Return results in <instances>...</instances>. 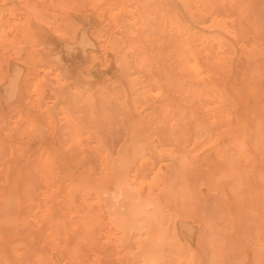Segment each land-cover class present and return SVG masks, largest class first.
<instances>
[{"label": "bare ground", "instance_id": "1", "mask_svg": "<svg viewBox=\"0 0 264 264\" xmlns=\"http://www.w3.org/2000/svg\"><path fill=\"white\" fill-rule=\"evenodd\" d=\"M107 1L110 2L112 0H110V1L107 0ZM122 1L119 0V1H117V3H122ZM257 1H259V0H170V3L172 5V10H168L167 11V10H163L161 8L159 10V14H158V19H159V22H160V24H159L160 27L159 28H160V31L168 34L169 42L167 44L165 43V45L163 46L164 49H160V50H163L162 51L163 53L162 54L160 53V54L163 55L164 58H169L171 60L170 65H169L170 70L167 72V69H166V71H165V69L162 68L161 67L162 65H161L160 67L162 69H160L158 72L155 71L156 73H158L157 77L149 76L148 77V82H147V90H146L145 94H147V96H151V94L154 92V93H156V95L162 96V99H161L160 102H161V104L164 103V106H168V104H169V99H168V96H167L169 92H174V93L178 94V96H175L177 100L175 99L176 103L175 102L174 103H175V107L178 109V111H179V113L181 114V117H182V118H180V120H181L180 123L184 126L183 127L181 125V127H179V128H184L183 130L185 131V134L182 132L184 134V137L181 138L180 141L177 142V143H179L178 147L176 149L172 150L174 148V144H173V148L172 149L168 150L166 148V150H161V149H158L156 145H154L152 140H149L150 135H152V130L155 129L154 114L151 113L148 116L146 115L147 116L146 118H144V119H142L140 121H135L134 122V125L130 128L131 129V131H130V133H131V141H130V143H128L129 144L128 147L119 156H117L116 159L110 158L112 156V154H111L112 152L109 153L107 151V153H109V157L107 156L108 155L107 154L105 157L102 158V160H101V168L98 169V164L96 163L97 164L96 165L95 163H92L94 161H92L93 158H90V157H92L91 154H90V156H88V155L84 156L86 158V160H87L86 164H88V162H89V160L87 159V157H88L91 160L90 161L91 163L90 162L89 163L90 164H94V166L97 167L96 171L100 170V174H99V171H98V177H96V178L92 177L91 179H89V175L88 174H91V173L86 174L87 173L86 172V173L82 174V173H80V171H81L80 169H79L80 171L79 170H73V169H76L79 165L75 164V166H74V163H73V166H74L73 167L72 163H71V160H75L73 158H75L76 157L75 155H77L78 153L74 155V154H72V153H74L72 151V153H71L72 154L71 155L72 158L71 159H70V155H68L70 161H69L68 157L67 158L65 157L63 159L62 158L59 159L58 157L59 156L62 157L63 154L59 155L57 153L59 155L57 157V154L52 152L53 149H51L50 152L47 151V153L45 152L43 155H39L38 165H39L40 172H41L40 174L43 177V179H41V180H44V184H43L44 186H42V185H41L42 187L40 186V182L41 181L38 178H36V179L39 180V181L37 180V182H39L38 184L36 182V179H34V176L36 177V175H37V174L34 175L36 170L31 173V171H33V169L30 170V171L28 169H26L32 174V176L30 175V173L27 174L28 176H26V174H25L27 172L24 173L25 178L26 177L29 178L31 176L29 178V180H28L29 183H26L27 185L31 184V183H33L31 185H34V183L36 182L35 184L37 186L34 185L36 189L35 188H33V189L37 191V188L38 189L42 188V190L40 189L41 192L39 193V196L37 198V199H39V202L37 204L33 205L34 203H32V201L28 200V199L24 203V204H26L27 209H29V210H31V208H32V210L34 208L36 209L35 211H33L31 216L32 217H37V219L33 220L34 218L32 219V218L29 217L30 216V211L27 213V215L25 217L24 216L21 217V214L23 213L22 212L23 210L21 211V208L26 211V207L23 208L22 205H21V208H20L19 207L20 201L18 200V198L16 199L14 196H12V194H8L7 195L8 188L10 186H12V185H15L14 183H16V181L14 180V183L12 182L13 184L10 185L11 184L10 183L11 180L9 179L10 180L9 181V185L8 184H4V186L6 185V187H8V186L9 187L7 188V191H6V187H5L4 191L2 190L3 192H5V191L6 192H5V194L2 192L4 194V197L2 199V202H0L1 203V205H0L1 206L0 207V223L2 224V226L6 227V228L4 227L5 229L8 230V231H5V232H10V234L7 233V235L8 236L9 235L13 236V234L11 235V231L13 230L12 227H16L17 225L20 226L21 224L31 223L33 225V227H37V225L39 223H42L41 225L45 226V230H44L45 232L44 231L43 232L45 233V237L49 239L50 246L52 247V250H56L57 252L59 250L61 253L70 252L71 253V257L69 258V260H70L71 264H100L99 258L97 256H94V258L91 257L92 255L90 254V251H92V252L95 251L96 254L97 253H101L102 255L106 254V252L104 253V252L100 251V249H102L106 245L105 244L106 240H102V239L100 240L98 238V242L100 240L101 242L103 241V243L105 244V245L102 244L103 245L102 248L99 246L100 249L98 248V246L96 244H93V242L97 241L96 237H97L98 228H99L98 226H101V223H103V220H105V222H104L105 224L104 225H106L108 227V231L112 230L113 234H117L118 233V235L120 237V240L116 236L115 237L117 238V240L120 241V242L117 241L119 245H120V243L121 244L125 243V244L128 245L129 242H130L129 244L132 245V242H131L132 240L129 241V242H126L127 241L126 239L127 238L129 239V235L133 236L132 238L134 239V246L136 248V253L133 252L134 254L132 256H134V257L131 260L133 264H196L197 261L194 258L195 257L194 253L191 252L190 249L186 248L183 244H181L179 242V240L177 239L178 238V234H177V228H176L177 223L178 224H183V221L181 220L182 219L181 217L184 218L185 215L188 216L189 214H191L193 216L194 212L193 211L191 212L192 208L190 206H188V203H187V206H188L187 207L186 203H185V208H189L190 207V209H191V210L189 209L190 213H188V212L186 213L184 211L186 214H184V213L182 214L181 213L182 211H180V210H177V211H174V212H170L168 209H166V205L164 204V202H163V204H162V202L160 203V201L158 200L157 196H160V194H163L162 198H164V201H166L167 197L169 196V194L171 192L172 184L175 183V181H176V183L178 182V184H176V185L177 186L179 185V187H180L181 198L183 199L182 201L185 202V201L190 200L193 197V195H194V193H193L194 191L193 190H194V186H195V184L192 182V179L195 177V174L197 172H199V170H201L202 167L205 165L206 157L209 155L210 157L209 156L208 157L211 160L213 159L212 156L215 157V160L216 159L222 160V159H225L226 157L230 156V157H233V159H236L237 161H240L241 163L243 162L245 164L246 168L243 167L242 169L245 168L246 172L245 171L242 172L241 170H240V172H242V174L245 172V174L247 175V178H249V180H250L251 176H253V173L257 170L258 171L257 172V176L261 180V182L260 181H258V182H260L261 185L258 183L260 186H254L255 184H253V182L251 180H250L251 182L247 183L248 180L243 178L245 174L242 175L243 182H241V183L243 184V183L246 182L247 184H245V185L247 187L248 186L251 187V188L248 187L249 191L247 192V194L249 193V195H250V198H249L250 201L249 202L251 203V204H249L250 205L249 206V212L251 213V216H249V215L248 216H249V218L250 217L252 218L254 216L255 220H253V218H252L251 221H253L255 223H254V225H252L253 222H251L250 220L247 219V215L244 214V215L240 216L241 212L239 214V211L237 209H235V208L233 209L231 207L232 205L230 206L231 208L229 207V205L228 206L226 205L228 208H230V211L226 212V210H222V211L226 212V214H225V216H223V218H226L224 220H226V222L228 223V224L226 223V225L229 226V230H227V231H229V233H227V235H225V236H227V237L229 236L228 239H232L233 237H236L238 235L237 233L240 230L239 227H241V228L244 227V225H242L243 227L240 226L241 222L239 223V219H240V217L243 218V216L244 217L246 216L245 218H243V221L245 219H247V222L250 221L249 224L250 223H252V224H250L251 225L250 229H249L250 226L247 225L249 227L247 228V226H246L243 230H244V232H245L246 228L251 230V234H253V237H254V239H251L253 241V243H251V244H253L252 245V249H253L252 250V252H253L252 256L254 258L251 257V259L252 258L255 259L254 260L256 262V263L254 262L255 264H262L260 262L261 261L263 262L262 259H264L263 258L264 257V196H263L264 195V191L261 190V186H262V189L264 188V84H263L264 79L262 80V78L264 77V71H263L264 70V67H263L264 63H261V59L260 58H262V60L264 62V44L263 45H259L260 44L259 42L261 41L260 39H262V37H264V21H263V19L261 17V12L259 11V9H260L259 5H262L263 2H261L262 4H259V2H257ZM34 2H36V0ZM77 3H78V1H77ZM106 4H107V2H106ZM101 5H102V3H101ZM257 7L259 9H257ZM122 9H124V8H122ZM40 11H42V8H41ZM87 11H88V9H87ZM24 12H26V11H24ZM40 13H42V12H40ZM68 14H69V12H68ZM31 16H33V15H31ZM69 16H71V15H69ZM0 19H1V17H0ZM104 19H105V17H104ZM118 22H120V18H119ZM118 22H117V24H118ZM112 24H111V26H113ZM111 26H110V29L112 30L113 27H111ZM126 28L127 27H125V29ZM132 28L134 29V27H132ZM250 30H251V32L249 33ZM123 31H126V30H123ZM2 32H3V30H2ZM3 33H5V32H3ZM124 33L125 32H123V34ZM137 33H139V32H137ZM250 34L251 35L253 34L256 37L255 40H260V41H258L259 44L252 42V37H248V36H250ZM247 37H248V39H247ZM258 37H261V38L257 39ZM80 38H82V37L80 36ZM57 39H59V38H56V40ZM115 40H116V38H115ZM67 41L68 40H66V42ZM79 41H81V40H79ZM82 41H84V40H82ZM136 41H138V40H136ZM263 41L264 40H262V42ZM66 42H65V44L63 43L64 46L66 45ZM143 42H144V40H143ZM249 42H252V43H249ZM86 43L84 42V44H86ZM76 44H77V42H76ZM76 44H73V45L77 46ZM79 45L81 47H85V46L81 45V42H79ZM43 46H44V44H43ZM70 46L71 45H68V44L66 45V47H69V49H71ZM80 46H79V48H81ZM138 46L140 47V45H138ZM48 47H49V45H48ZM48 47L46 48L47 50H45L46 53H47V56L46 55L45 56H46V58L50 59V54L51 53L50 52H49L50 54L48 53V51L50 50ZM66 47H65V49H66ZM87 47H88V43H87ZM91 47H92V45H91ZM93 47H95V46H93ZM81 49H83V48H81ZM51 50H53V49L51 48ZM68 50H67V53H68ZM71 50L69 51V53L71 52ZM84 50H85V48H84ZM147 50H148V48H147ZM58 52H59V50H58ZM65 53H66V51H65ZM57 55H59V54L57 53L55 55L56 57L51 58V60L55 59V61L54 60L53 61L54 62H58L59 61V57H60L61 54L58 56V59H57ZM67 55H69V54H67ZM83 55H84V53H83ZM68 58H70V57H68ZM257 58L260 59V64H261V67H263V70L261 68H257L256 69V66H254L256 70L254 72V76H253V74H252V76L255 79L254 80L255 82L254 81L253 82H248L249 81L248 79H251V77L248 78L250 76V74L247 72L249 75H246V72L244 70L245 75H246V79L244 78L245 80L243 79L242 80L243 82L242 81L238 82V79L241 78V77H239L240 74L237 72L238 77H239V78L237 77V74L235 75V77H237L236 78L237 82H238L237 83L236 79L233 78L234 70L239 67V64L241 63V60L245 59V61L246 60H254V61H256ZM10 60H7V61H10ZM45 60H47V59H45ZM157 60H158V57H157ZM244 63L246 64L247 62H244ZM60 64L61 63H59V65ZM63 64H64V62H63ZM241 64H243V62ZM241 64H240V66H241ZM245 64H243V65H245ZM248 64L252 66V64H250V61H249ZM59 65H58V67H59ZM64 65H63V67H64ZM17 66H15L16 69H17ZM116 66H117V64H116ZM63 67H62V69L65 68V67L64 68ZM247 67H249V66H247ZM59 68H61V67H59ZM62 69H60V70H62ZM163 69H164V71H163ZM238 69H240V68H238ZM49 70H51V69H49ZM66 70H68V69H66ZM152 70L154 72L153 68H152ZM251 70L252 69H250L249 72H251ZM97 71L99 72V70H97ZM136 72H138V70ZM143 72H146V71L143 70ZM153 72H151V73H153ZM101 73H103V71ZM104 73H105V71H104ZM145 74H149V73L146 72ZM84 75H86V74H84ZM97 75H99V74H97ZM116 75H117V73H116ZM242 75H243V73H242ZM17 76H18V74H17ZM92 76H94V74ZM144 76L147 77V75H144ZM221 77L223 79H220L221 80L220 83L217 84L216 83L217 82L216 79H218V81H219V78H221ZM14 78H12V79H14ZM7 79H8V77H7ZM87 79H89V78L87 77ZM252 79H251V81H252ZM14 80H16V78ZM36 80H35V82H32V81L31 82L34 84V83H36ZM96 80H98V79L96 78ZM77 82H78V80H77ZM126 82H127V79H126ZM261 83L263 84V86H262ZM34 85H36V84H34ZM34 85L31 86L32 89H33ZM129 85H130V82H129ZM6 86H7V84H6ZM10 86H8V87H10ZM124 86H126V85H124ZM66 87L67 86L65 85L64 88H66ZM16 88H18V86ZM53 88H55V87H53ZM127 88H128V86H127ZM56 89H58V88H56ZM30 90H31V88H30ZM6 93H7V91H6ZM98 93H101V91L98 92ZM120 94L125 95L123 93H120ZM7 95H8V93H7ZM147 96L143 95L145 100H146ZM47 97H48V95H47ZM127 97H130V96H127ZM2 99H3V97H2ZM32 99L36 100L37 97H36V99L35 98H32ZM137 99H139V98H137ZM147 99H150V98H147ZM141 101H143V100H141ZM16 102H17V100H16ZM115 102L117 103V101H115ZM153 102H156V101H153ZM99 103L101 104V101ZM99 103H98V105H99ZM157 103H159V102H157ZM96 106H97V104H96ZM102 106L104 107V104ZM113 107H114V105H113ZM115 107H117V106H115ZM147 107H148V105H147ZM149 107H150V105H149ZM149 107L147 109H149ZM99 108H98V110H99ZM101 109L99 111L100 113L102 112ZM116 109H114V110L116 111ZM11 110H12V108H11ZM131 110L132 111L135 110V105L134 104L131 105ZM163 110L166 112V115H167V112H168V115L170 114L169 111L165 110V108ZM115 111H113V112H115ZM2 112H4V114H5V111H2ZM111 112H112V110H111ZM120 112H121V108H120V111L118 112V114ZM123 113H124V111H123ZM126 113H125V116L127 115ZM4 114H3V116H1V118L5 117ZM45 114H47V113H45ZM56 114H58V113H56ZM108 114L111 115V113H108ZM14 116L12 118H14ZM40 116H42V115H40ZM87 116H88V114H87ZM97 116H99V113L97 114ZM103 116L104 115L102 113V117ZM117 116L118 115H116V117ZM122 116H124V114H122ZM95 117H96V115H95ZM113 117H115V116L113 115ZM113 117H111V118H113ZM126 117H128V116H126ZM1 118H0V120H1ZM131 118H133V117H131ZM131 118L129 117L130 120H131ZM97 119H99V118L97 117ZM105 119H107V117H105ZM105 119H104V121H106V123H107V120H105ZM4 120H7V119L4 118ZM20 120H21V118H20ZM84 120L85 119H83V121ZM110 120H112L111 122L114 123L115 118L110 119ZM133 120L134 119H132V121ZM135 120H137V119L135 118ZM138 120H139V117H138ZM104 121H102V122L104 123ZM132 121H129V122H132ZM96 122H97V120H96ZM99 122H98V124H100ZM118 122L116 121L117 124H118ZM40 123H43V121L40 122ZM6 124H7V121H6ZM94 124H96L95 121H94ZM173 124H174V122H173ZM38 125L39 124H37L36 126H38ZM91 125H92V122H91ZM104 125H105V123H104ZM5 126H4V128H2V130H6ZM45 126H46V124H45ZM111 126H113V124ZM111 126H108V128H110ZM118 127H120V126H118ZM103 128H100V129H103ZM106 128H107V126H106ZM120 128L122 129V127H120ZM158 128L156 129L157 130L156 132H158ZM179 128H176V129H179ZM55 129H56V127H55ZM96 129L98 130L99 128L97 127ZM163 129L166 130L167 127L163 128ZM169 129H171V127ZM2 130L0 129V131H1L0 132V138L6 139V137H4V135H3L4 133L2 132ZM14 130H13V133H15ZM104 130L106 132V131H109L110 129L109 130L104 129ZM112 130H114V129H112ZM118 130H119V128H118ZM118 130H116V131H118ZM179 130H180L179 132L177 130H175V132H177V134L180 133L179 135H181V131H183V130L182 129H179ZM7 131H10V130H7ZM100 131L101 130H99V132ZM162 131H164V130H162L161 127H160V133ZM42 132L44 133V131H42ZM118 132L122 133L123 130L122 131H118ZM166 132L167 131H165V133ZM32 133H33V131H32ZM1 134L3 136H1ZM101 134H104V133H101ZM105 134H107L109 136L115 134V135H117V139H118V136H121V135H119L120 133L116 134V132L112 133L111 135L108 134V133H105ZM123 134H125V133H122V135ZM177 134H176V136H177ZM166 135H167V133H166ZM173 135L175 136V133H173ZM102 136L104 138L107 137V136H104V135H102ZM181 136H183V135H181ZM112 137L114 138V135ZM171 137H172V135H171ZM43 138L46 139V137H43ZM48 138L49 137H47V139ZM77 138H78V135L76 136L75 140ZM113 138H111V139H113ZM161 138H165V139H167V141L169 140V138H166L165 136L161 137ZM2 139L0 141L3 142ZM30 139H33V134H32V138H29V140ZM34 139H36V138H34ZM115 139L116 138H114V141H117ZM120 139H121V137H120ZM106 140L110 141V138L106 139ZM178 140H179V138H178ZM161 141H164V140H161ZM8 142H6V143L3 142L2 145L5 144V146L6 145L8 146ZM11 142H13L12 139L10 141V144H11ZM38 142H39V140H38ZM50 142L54 143L52 140ZM169 142L174 143L173 139L171 141V138H170ZM82 143H84V145L86 144L85 142H82ZM103 143H104V140H103ZM107 143H108V145H110V146H106V147H108L107 150L109 149V147H113L111 149H115L113 151L114 152L113 154L116 155V153H115L116 152V148H115V146H113V144L114 145L116 143L119 144V142H116V143L113 142L112 145H111V143L109 144V142H107ZM163 143H165V142H163ZM118 144H116V147H117ZM165 144H167V143H165ZM21 145H22V143H21ZM55 145H57V144H55ZM97 145H96V147H97ZM123 145H125V144H123ZM123 145H121V146L123 147ZM5 146L3 145V147H5ZM10 146L12 147V144ZM13 146H14V144H13ZM88 146H89V144H88ZM14 147H12L13 148L12 150H14ZM48 148H49V146H48ZM52 148H54V149L56 148L54 146V144H53ZM58 148H59V146H58ZM85 148H86V146H85ZM97 148H99V146ZM3 149L6 150V147L3 148ZM3 149L0 148L1 151ZM5 150H3V151H4L5 155H6V152L8 154L9 150L8 149H7L8 151L7 150L5 151ZM31 150H33V149H31ZM36 150L37 149H35L33 152L32 151L31 152L35 153ZM49 150H50V148H49ZM69 150L70 149H68V151ZM76 150L80 151L81 149L79 148V149H76ZM3 151H2V154H0V159L1 158L3 159V157L5 156V155L3 156ZM24 151L26 152V149ZM80 152L82 153L83 151H80ZM80 152H79V154H80ZM85 153H86V151H85ZM94 153H96V152L94 151ZM30 154H29V156L32 157L33 154H31V155ZM66 154H67V152H66ZM110 154H111V156H110ZM118 154H119V152H118ZM96 155L98 156V153H96ZM1 156H3V157H1ZM25 156H24V158H25ZM63 156H65V154ZM77 156L79 157V155H77ZM97 156H95L96 157V159H95L96 161L99 160V159H97V158H99ZM65 159H68V161L66 160L67 164H68V162H70L68 165L65 164L66 167L67 166L72 167L73 168V169L71 168L72 172L73 171H76V172L79 171V175L83 176L85 174L84 178L81 179V176L79 178L78 174H77L78 175L77 176L78 179H77V177L74 178L73 174H75V173L72 174V172L69 169H68L67 173L70 172L72 174L73 178L76 181L73 178H70L71 175L69 177V175H67L66 171H65L66 175H63L64 168L61 165H64L63 161ZM79 159H80V157H79ZM79 159H77V160H79ZM228 159H227V161H228ZM1 160H0V164L3 165L2 164L3 161L1 163ZM80 160L83 161L82 159H80ZM215 160L213 159L211 162L213 163V161H215ZM232 160H231V162H232ZM6 161H10V160L6 159ZM163 161L168 163L167 170H169L171 172L172 179H167V177L165 176V173H163L161 171V168L157 167V164H159L160 162H163ZM22 162L23 161L21 159L18 164H20ZM72 162H74V161H72ZM28 163H26V164H28ZM227 163L228 164H226V165H229V162H227ZM232 163H234V161ZM10 164H12V163H10ZM83 164H81L82 167H83ZM220 164H221V166L226 167V165H224V162H223V165H222V163L218 164V162H217L218 166L212 164L213 166H215V169H214V167L212 165H211V167H213V168H211L210 166H209L210 168L208 167L210 169V171H212V174H213V172H218L219 171L218 169L220 167L219 166ZM76 165H78V166L76 167ZM99 165H100V163H99ZM231 165H233V164H231ZM17 166H15V167H17ZM216 166L218 168H216ZM237 166H239V165H237ZM241 166H243V165H241ZM59 167H60L61 171L59 170ZM69 167H67V168H69ZM3 168H2V170H3ZM61 168H63V169H61ZM91 168H92V170L94 169L93 167H91ZM95 169H94V171H95ZM209 169H207V170L209 171ZM213 169H214V171H213ZM216 169H217V171H215ZM225 169L226 168H224V170ZM239 169H240V166H239ZM239 169H237V170H239ZM15 170L18 171V169L14 168V171ZM20 170H22V169L20 168ZM224 170L222 171V168H221L222 172H224ZM232 170H233V168H232ZM221 171H219L218 174H220ZM2 172L3 171H1V173ZM18 172L20 174V171H18ZM82 172H84V170ZM11 173H14V172L12 171ZM203 173H201L202 174L201 176H203ZM215 174H217V173H215ZM10 175H11V178L13 180V177L15 175L13 177H12V174H10ZM91 175H90V177H91ZM96 175H97V172H96ZM229 175L230 176L225 177V178L229 179V178L232 177L231 174H229ZM233 175H235V174H233ZM86 176L88 177L87 179H86ZM201 176L199 175V179H200ZM204 176H206V175H204ZM215 176H217V175H215ZM0 177H2L1 174H0ZM16 177H18V176L16 175L15 178ZM37 177H39V176H37ZM237 177H238V175L236 176L235 179L239 180V178H237ZM258 177H256L255 179H257ZM19 178H21V177H18V179ZM22 178H23V175H22ZM195 178H197V177H195ZM202 178H204V177H202ZM213 178L210 179L208 177L209 181L206 179L208 181L206 184L208 185V183L210 182L211 190L212 189H223V191L222 190L221 191L224 192V190H225L224 188H226V186H228V183L226 182V181H228V179H224V178L220 179L221 177L220 178L217 177L215 179H213ZM0 179H2V178H0ZM230 180H231V182H229ZM232 180L233 179H229L228 182L229 183L234 182ZM257 180H259V179H257ZM26 181H27V179H26ZM23 182H24V180H23ZM23 182L21 181V184L19 182L18 187L19 186L22 187V183ZM197 182H198V180H197ZM239 182H240V180H239ZM256 182L257 181H255L254 183H256ZM204 183H205V180H204ZM41 184H42V182H41ZM202 184H203V181H202ZM4 186H2V188H4ZM13 187L14 186H12L10 188L12 189ZM29 187L30 188H28L26 186L25 188H28V189L23 188V190L25 189L27 192H30L32 190L31 188L33 186H29ZM20 188H18V189H20ZM174 188H176V186ZM242 188H244L245 190L242 189ZM241 189L244 190L245 192L247 191L246 187H241L240 190ZM23 190L20 189V191L19 190L18 191L20 193H22L21 191H23ZM18 191H17V193H18ZM36 191H34V192H36ZM221 191L218 190L217 194L218 195H222V193L220 194ZM238 192H239V190H238ZM228 193H230V192L228 191ZM27 194L28 193H26V194L24 193V195H26V198H29L27 196ZM30 194H31V192H30ZM24 195H23L22 199H24ZM218 195H217V197H218ZM215 196H216V194H215ZM245 196H246V194H245ZM18 197H19V193H18ZM217 197H215L216 198V203H217V207L216 208L219 209L223 205L222 206L218 205L219 203L217 201H219V200L217 199ZM231 197H232V195H231ZM233 197H234V195H233ZM170 198L171 199L173 198V200H174L173 196L170 197ZM195 198H197V197H195ZM210 198H212V196ZM229 198L230 197H228V199ZM234 198H235L234 201L236 203L237 199H236V197H234ZM246 198H248V196ZM19 199H20V197H19ZM219 199L221 201L223 198H219ZM35 200H36V197H35ZM35 200H33V201H35ZM193 200H194V198H193ZM161 201H162V199H161ZM234 201L230 202V200L229 201L227 200V201H225V203L226 204H228V202H230V203L233 202L234 203ZM244 201H242V202H244ZM173 202L178 203V201H175V200ZM222 202H223V200H222ZM238 202H240V201H238ZM195 203H196V201H195ZM195 203H194V205H193V203H191V204L193 206H195V207H198L197 205H200L198 203L197 204H195ZM212 203L213 202H210V204H212ZM244 203H246V201ZM248 203H246V205ZM80 205L83 206V208L86 209V214H88V217L90 219V221H89L90 224L89 225L85 226V224H87L86 223V218H88V217L86 216L85 213L83 215L80 214V211H79V206ZM91 205H95L96 206L95 210L98 211V212H96V214H89V212L91 211V210L89 211V208L91 207ZM180 205H182V204H180ZM208 205H207V208H208ZM64 206H65V208L67 207L66 208L67 209L66 213L62 212V209H61ZM210 206H212V205H210ZM218 206H220V207H218ZM233 206H235V204ZM205 207H203V208H205ZM223 207L224 208H222V209H225V205ZM235 207H237V206H235ZM240 207L241 206L239 204L237 208L240 209ZM244 207H246V206H244ZM19 208H20L21 212L19 211ZM207 208H205L206 211L204 209L205 212L202 211L203 209H200V211H199V207L197 208L198 212H197L196 209L195 210H196L197 213H199L201 211L203 213H206L207 212ZM193 209H194V207H193ZM209 209H210V213H211L212 208H209ZM213 209H215V208H213ZM217 209H216V211H217ZM243 210H244V213L247 212V211L245 212L246 209L243 208L241 210L242 214H243ZM220 212H218V213H220ZM103 213H105L106 216H104ZM213 213L216 214L215 211ZM221 213H223V212H221ZM208 214H209V210H208ZM76 215L82 220V222H81L82 224L81 225H82V228H83V231H84L83 235H85V236H83V238H84L83 241H78L77 238H79L80 234L75 233L77 235V236L75 235L76 236L75 237L76 238V242H75V240H73L74 237L72 238L71 235H72V233L76 232L79 229L78 224L75 221H73V218ZM216 215L219 218L223 214L221 216H219L218 214H216ZM217 216H215V217L217 218ZM198 217H200V215ZM208 217H211V216H208ZM216 218L213 217V219H211L210 221L213 222L214 219L217 220ZM187 220H189V219L187 218ZM210 221H208V222L211 223ZM222 221H223V219H222ZM219 222H217V224ZM244 223H246V222H244ZM42 226H40V229H41ZM44 226H43V228H44ZM27 227H29V226H27ZM201 227L203 228V226H201ZM222 227H225V226L222 225ZM22 228H23V226H22ZM191 228L192 227H190V229ZM219 228H221V227H219ZM225 228H223V230ZM30 229H31L30 233H32L34 235L35 234L40 235L39 233L35 232L39 228L38 229L34 228V230H32V228L30 227ZM181 229H184V228H181ZM181 229H179V231ZM204 229H206V228H204ZM214 229L215 228H213L212 230L214 231ZM25 230H26V228H25ZM3 231H4V229H3ZM3 231H2V233L4 234V237H7L6 233L3 232ZM21 231L22 230H20V232ZM27 232H29V231L27 230ZM37 232H41L42 233V231H37ZM104 232L105 231H103V233ZM181 233L182 232H180V234ZM0 234H1V232H0ZM15 234H17V233H15ZM25 234L27 235V233H25ZM202 234H205V233H202ZM213 234H215V232ZM216 234H217V232H216ZM218 234L221 235L220 232ZM222 234H223V232H222ZM247 235H248L249 241H251L250 238H253V237H251V236L249 237V234H247ZM21 236H22V238L25 237V235L23 237L22 234H21ZM219 236L215 235V238L219 237ZM81 237H82V234H81ZM221 237H223V236H221ZM227 237H224V238H227ZM35 238L37 240L39 238V236L35 235ZM35 238H33V240L35 241V245H37V243L42 238L41 239L39 238L38 242L35 240ZM71 238L74 241V243H73L74 246L72 248H70V250H68L69 244L72 245V242L69 243V240H71ZM101 238H104V237H101ZM182 238H183V235H182ZM205 238H206V236H205ZM205 238H204V241H206ZM241 238H242V235L240 236V239ZM109 239H111V238H109ZM130 239H131V237H130ZM216 239H220V238H216ZM234 239H237V237L234 238ZM242 239H244V238H242ZM242 239L239 242L243 243L242 241H244V240H242ZM246 239H247V237H246ZM215 240H213V241H215ZM238 240H239V238H238ZM21 241L28 242L26 240H23V239L21 240L20 238H16V241H15V245L16 246L14 245L12 247L13 253L16 255V256H13V257H16V261H21V251L24 250L23 246L21 245ZM29 241H30V239H29ZM107 241H108V239H107ZM225 241H226V239H225ZM225 241L220 242V244L218 243L219 246H214V249L218 252L217 254H219V256H222L221 253H224L223 251H226V248L229 247L226 244L227 241H226V243H225ZM90 242L93 245H95V246H91L92 244H90ZM98 242H96V243H98ZM216 242H218V240H216ZM232 242H230V245L232 244ZM235 242H237V241L234 240V242L232 244L233 246H230V248H229V250L231 249V251H233L232 253H234V250L237 248V246H240V245L235 244ZM5 243L6 242H4V248H6L5 247ZM26 244L28 245V243H26ZM39 244L40 243H38V245ZM88 244H90L89 249L90 248H93V249L88 251L89 254L91 255L90 256L91 258L89 259L88 258L89 256L86 255L87 256V258H86L87 261L85 260V262H86L85 263L84 260L81 261V258H80L81 257L80 254H83V251L80 253V247H82V245H84L83 247H85V245H88ZM118 244H117V246H118ZM125 244H124V246H125ZM162 244L165 245V247H168V250H169V255H168L166 261H163V259L161 257H159L160 252L162 254V251H160L161 250L160 246H162ZM251 244L249 245V247L251 246ZM31 245H34V243L31 244ZM100 245H101V243H100ZM127 245L125 246L127 248L126 249L124 248V249L127 250V252H128L129 247L131 249L132 246H129V245L127 246ZM200 245H202V244H200ZM28 247H29V250L31 251V249H32L31 247L32 246L28 245ZM46 247L47 246H45V249H46ZM94 247H96L98 250H96V248L94 249ZM244 247L246 248L248 246H244ZM107 248L113 249L112 245H111V247L107 246ZM135 248L132 247V250L135 249ZM193 248H196V247L194 246ZM47 249H49V248H47ZM165 249H167V248H165ZM241 249L243 251V248H241ZM241 249L240 248H239V250L236 249L235 253L239 254ZM36 250L37 251L40 250V252L42 253L41 255H36L35 257H33L34 258V262L36 264H56L54 258L52 257L54 253L53 254L52 253L51 254L44 253V251H41V250H44L43 247H42V249L38 247ZM36 250H34V251H36ZM82 250H84V249H82ZM197 250H198L197 252L200 251L199 249H197ZM30 251H28L29 253L27 252L26 254L27 255L29 254V259H32L31 255L33 253L31 252L32 253L31 254ZM97 251H100V252H97ZM113 251H115V249ZM231 251L229 253L226 251L228 253L227 254L228 257H229V254L231 253ZM236 251H238V252H236ZM6 252H7V250H6ZM10 252L12 253V251H9V253ZM24 252H26V249L24 250ZM121 252H122V250L120 251V253ZM9 253H6V254H9ZM11 253H10V255H8L9 258L12 256ZM47 253H49V251H47ZM130 253H132V252H130ZM85 254H83V256H85ZM101 254L99 256L100 258H101ZM126 254L123 253L122 255H124L126 257ZM199 254H198V256H200ZM217 254H216V256H218ZM93 255H95V254H93ZM130 255L131 254H129V256ZM208 255H207V253L204 254V256H208ZM224 255H226V254H224ZM233 255L232 256L230 255L231 256L230 258H232V260L235 262L237 257L235 258ZM108 256H107V258L106 257L105 258L108 259L110 257L109 260H111L112 259L111 256H109V257ZM13 257H11L9 259V261H11ZM233 257L235 258V260L233 259ZM242 257H244V256L241 255L240 258H242ZM83 258H85V257H83ZM123 258H124L123 256L121 258L119 257V259H121V260ZM202 258H203V256H202ZM212 258H214V257H212ZM222 258H224V257H222ZM25 259H26V261H23V260L22 261L26 262V264H27V258H25ZM88 259L91 260V262H88L89 261ZM101 259H103V258H101ZM114 259H115V263L118 264V262L116 261V258H114ZM205 259L206 258L204 257V260ZM218 259H220V258L218 257ZM253 259H252V263H253ZM6 260H7V258H6ZM103 260L101 262V263H103L105 261L103 264H105V263L107 264V262H110L109 260H104V261ZM225 261H223V262L226 263ZM230 261L228 260V262H230ZM13 262H12V264H13ZM219 262L221 263V261H218V263ZM228 262H227V264H228ZM67 263H68V261H67ZM128 263H129V260H128ZM218 263H217V259H216V263H214V264H218ZM14 264H17V263H14ZM22 264H25V263H22ZM108 264H112V263H108ZM125 264H127V263H125ZM204 264H206V263H204ZM231 264H234V263H231ZM238 264H239V262H238Z\"/></svg>", "mask_w": 264, "mask_h": 264}, {"label": "rangeland", "instance_id": "2", "mask_svg": "<svg viewBox=\"0 0 264 264\" xmlns=\"http://www.w3.org/2000/svg\"><path fill=\"white\" fill-rule=\"evenodd\" d=\"M34 1L35 0H1L0 1V13H1L0 14V17H1V19H0V29H1L0 30V34H1L0 35L1 36L0 37L1 38L0 39V54H1L0 55V84H1L0 85V94H1L0 95V104L2 103L1 104L2 106L0 105V109L2 108L0 110V118L4 114V112H2V111H5V114L8 116L7 117L4 114L5 117H2L1 120H0L1 122L3 121L2 123L0 122V129L1 130L6 125L5 126L6 127V130H2V132L4 133V134L3 133L2 134L4 135V137H6L7 140L6 139H2V138H0V140L2 139L3 142H5V143L9 141L8 142V146L7 145L5 146V144H3L6 147V150L7 149L9 150V151L7 150L8 151V154L6 152V155H5L4 151H3V150H5V149H3V148H5L2 145L3 142L0 141V148L3 149L2 150L3 151V156L5 155L4 157L1 156V157H3V159L1 158L2 160L0 159L1 160V163L3 161V163H2L3 165L0 164V174L2 175V177H0V178H2V179H0L1 180L0 181V185H1L0 186V202H2V199L4 197V194L7 191V188L9 187V186L6 187V185L4 186V184H8L9 185V181L11 180L10 181V183H11L10 185H12L14 183V180H15L16 181V183H14L15 185H12L14 187L11 189L10 187H12V186H10L9 188L11 190L8 188L7 195L8 194H12V196H14L16 199L18 198V200L20 201V203H19V207L20 208H21V205H22L23 208L26 207V204H24V203H25V201L27 199L28 200H31L32 203H34L33 205H35V204H37L39 202V199H37V198L39 196V193L41 192L40 189L42 190V188H40V189L37 188V191L39 190L38 192L33 189V188H35L34 185H36L35 183L37 182L38 179L42 182V184L40 182V186L41 185L44 186L43 185L44 184V180H41V179H43V177L40 174L41 172H40V168H39V165H38V158H39V155H43L45 152L47 153V151L50 152L51 149H53L52 152H54L55 154H57V153L59 155L60 154H63V155L65 154V156L62 155V157H60L57 154V157L59 156L58 157L59 159H61V158L63 159L65 157L66 158L68 157V159H69V156L68 155H70V159H71L72 158V156H71L72 154L75 155V154L78 153L77 155H79L80 159L83 160V161H81L79 159V157L77 155H75L76 157L73 158L75 160H71L72 166H73V163H74V166H75V164H78L80 167L78 165H76V167L78 166L79 168L77 167L78 169L77 168L76 169H73L72 167H69V166H67L69 168L66 167L65 164H67L66 160L68 161V159H65L63 161L64 162V165H61L64 168V171L62 170L64 172V173L62 172L63 175H66L68 169L70 171L72 169L73 170H79L80 169L81 171L80 170L79 171L82 174L83 173H86V172H87L86 174L91 173L92 175L91 174H88L89 175V179H91L92 177L93 178L98 177V171H99V174H100V170L96 171L97 170V167L94 166V164H90L91 163L90 162L91 161L90 158H93L92 161H94V162H92V163H95V164L97 163L98 164V169L101 168V160H102V158L105 157L107 154H108L107 156L109 157V153L112 152L111 153L112 156L110 154V156H111L110 158L116 159L117 156H119L128 147V145H129L128 143H130V141H131V133H130L131 129L130 128L134 125V122L135 121H140V120L146 118L151 113L154 114L155 129L152 130V135H150L149 140H152L153 143H154V145H156L158 149L166 150V148H167L169 150V149H172L173 148V144H174V148L172 150L176 149L178 147V145H179V143H177V142L180 141V139L183 138L184 137V134H185V131L183 130L184 128H179L182 125L180 123V121H181L180 118H182V117H181V114L179 113L178 109L175 107V103H176L175 101L177 100L175 96H178V94L177 93H174V92H169L168 93L167 96H168L169 104H170V105L168 104V106H164V103L161 104L160 101L162 99V96L156 95V93H154V92L151 94V96H147V94H145V92L147 90V82H148V77L149 76L157 77L158 76L157 75L158 73H156V72H158L162 68H164L165 71L167 69V72L170 70L169 65H170L171 60L169 58H164L163 55H161L163 53L162 52L163 50H160V49H164L163 46L165 45V43L167 44L169 42V36H168L167 33H164L162 31H160V28H159L160 27V25H159L160 22H159V19H158L159 10L161 8L163 10H167V11L168 10H172V5L170 3V0H141V1L140 0H131V1L130 0L129 1L128 0H123V1L120 0V1H122L123 4L122 3H117V1H119V0H117V1L116 0H114V1L113 0L112 1L109 0L110 2H108L107 0H36V2H34ZM77 1H78V3H77ZM106 2H107V4H106ZM257 2H259V4H262L261 2H263L262 5H259L260 9L258 7H257V9H259V11L261 12V17H262V19L264 21V16H263L264 15L263 14L264 13V0H259ZM101 3H102V5H101ZM40 7L42 8V11H40L41 10ZM122 8H124V9H122ZM87 9H88V11H87ZM24 11H26V12H24ZM40 12H42V13H40ZM68 12H69V14H68ZM31 15H33V16H31ZM69 15H71V16H69ZM104 17H105V19H104ZM119 18H120V22H118ZM117 22H118V24H117ZM110 23L111 24L113 23L112 24L113 26H111ZM110 26L113 27L112 30L110 29ZM125 27H127V28L125 29ZM132 27H134L135 30ZM2 30L5 33H3ZM123 30H126L127 32L126 31H123ZM123 32H125L124 33L125 35L123 34ZM137 32H139V33H137ZM250 32H251V30L249 31V33ZM252 35L250 34V36H248V37H252V42L258 43V41L261 40L259 42L260 44L259 43L258 44L259 45H263L264 44V41L262 42V40H264L263 39L264 37H262V39H260L261 37H258L257 39H260V40H255L256 37L254 35L253 36ZM80 36L82 38H80ZM248 37H247V39H248ZM56 38H59L60 40L59 39L56 40ZM115 38H116V40H115ZM65 39L68 40V41L66 42ZM79 40H81V41H79ZM82 40H84V41H82ZM136 40H138L139 42L136 41ZM143 40H144V42H143ZM65 42H66V45L68 44V45H71L72 46V47L70 46V48L72 50L69 49V47H66V45L64 46ZM76 42H77V44H76ZM79 42H81V45H83L85 47H81L79 45ZM84 42L85 43L86 42L88 43V47L89 48L87 47V43L84 44ZM252 42H249V43H252ZM43 44H44V46H43ZM73 44H76L77 46H74ZM90 44L92 45V47H91ZM48 45H49V47H48ZM138 45H140V47ZM79 46L81 48H83V49L79 48ZM93 46H95V47H93ZM47 47L50 49V50L48 49L49 50L48 53L49 52L51 53V54L49 53L50 54V59L49 58H46L47 53H46L45 50H47L46 49ZM50 47L53 50H51ZM65 47H66V49H65ZM144 47L145 48L147 47L148 50H147V48L145 49ZM84 48H85V50H84ZM58 50H59L60 53L58 52ZM67 50H68V53H67ZM70 50H71V52H70L71 54L69 53ZM65 51H66V53H65ZM57 53L59 55L60 54L61 55L59 57V61L57 60L58 62H54L55 59H53L54 60L53 61V60H51V58L56 57L55 55ZM83 53H84V55H83ZM67 54H69V55H67ZM59 55H57V59H58V56ZM68 57H70V58H68ZM157 57H158V60H157ZM259 58H257V60ZM45 59H47V60H45ZM260 59H261V63H264L263 60H262V58H260ZM260 59L258 61L256 60L257 62L254 61V60H246L245 61V59H242L243 61L241 60V63L242 62H243V64H245L244 62H247V63L245 65H243V64L240 63L242 67L239 64V67L238 68H240V69L236 68L234 70V76H233V78L236 79L238 77V74H237V72H238L240 74L239 77H241V78L238 77L239 78L238 79V82L242 81L244 78L246 79V75H249V74H250V76L248 78L251 77V79H252L253 76H254V72H255V70L257 68H261L263 70V67L264 66L261 67ZM7 60H10V61H7ZM249 61H250V64H252V66L248 64ZM63 62H64V64L66 66L63 64ZM59 63H61V64L59 65ZM62 64L68 70H66L63 67ZM116 64H117V66H116ZM58 65L61 68H59ZM15 66H17V69H16ZM247 66H249V67H247ZM254 66H256V69H255ZM62 67L64 69H62ZM48 68L51 69V70H49ZM152 68L154 69V72H153ZM60 69H62L64 72L62 70H60ZM164 69H163V71H164ZM250 69H252L253 71L251 70V72H249ZM97 70H99V72ZM137 70H138V72H136ZM143 70H145L149 74H145L146 72H143ZM244 70L246 72V75H245ZM12 71L13 72L15 71L14 72L15 74ZM102 71H103V73H101ZM104 71H105V73H104ZM151 72H153V73H151ZM241 72L243 73L244 76L242 75ZM96 73L99 74V75H97ZM116 73H117V75H116ZM17 74H18V76H17ZM84 74H86V75H84ZM93 74H94V76H92ZM236 74H237V77H235ZM252 74H253V76H252ZM144 75H147V77L144 76ZM7 77H8V79H7ZM14 77L16 78V80H14L15 79ZM81 77L82 78L84 77V78L82 79ZM87 77L89 79H87ZM12 78H14V79H12ZM96 78L98 80H96ZM126 79H127V82H126ZM220 79H223V78L222 77L219 78V81H218V79H216V81H217L216 83L217 84L220 83V81H221ZM251 79H248L249 81L248 80L247 81L248 82H253L255 80L253 78L252 81H251ZM263 79H264V77L262 78V80ZM35 80H36V83H34V84H36V85H34L32 83V82H35ZM77 80H78V82H77ZM129 82H130V85H129ZM236 82H237V79H236ZM30 83L32 85H34L33 86V89L31 87L32 85ZM6 84H7V86H6ZM263 84H264V81H263ZM263 84H262V86H263ZM65 85L67 86L66 88H64ZM124 85H126V86H124ZM8 86H10V87H8ZM17 86H18V88H16ZM127 86H128V88H127ZM53 87H55V88H53ZM30 88H31V90H30ZM56 88H58V89H56ZM6 91H7L8 95H7ZM100 91H101V93H98ZM120 93H123L125 95H122ZM47 95H48V97H47ZM143 95H146L147 98H150V99H147L146 98V100H145V98L143 97ZM127 96H130V97H127ZM2 97H3V99H2ZM36 97H37V99H36ZM32 98H35L36 100H34ZM137 98H139V99H137ZM16 100H17V102H16ZM99 100L101 101V104L99 103L100 102ZM141 100H143V101H141ZM115 101H117V103ZM151 101L152 102L153 101H156V102H153L152 103ZM157 102H159V103H157ZM98 103H99L100 106L98 105ZM96 104H97V106H96ZM103 104H104V107L102 106ZM112 104L114 105V107H113ZM132 104L135 105V110L134 111L131 110V105ZM147 105H148V107L150 105L149 109H147L148 108ZM115 106H117V107H115ZM11 108H12V110H11ZM98 108H99V110H98ZM116 108L119 111H120V108H121V112L119 114H118L119 111ZM164 108H165V110L169 111V113H170L169 115H168V112H167V115H166V112L163 110ZM100 109L102 110L101 113L99 112ZM114 109H116V111ZM111 110H112V112H111ZM113 111H115V112H113ZM123 111H124V113H123ZM44 112L47 113L49 116L47 114H45ZM56 113H58V114H56ZM98 113H99V116H97ZM102 113L104 115L103 117H102ZM108 113H111V115H109ZM125 113L127 114L126 116H128V117L125 116ZM87 114H88V116H87ZM122 114H124V116L126 118L124 116H122ZM12 115L13 116L15 115L14 118H12L13 117ZM40 115H42V116H40ZM95 115H96V117H95ZM113 115L115 117H113ZM116 115H118V116L116 117ZM110 116L113 117V118H115L114 123L111 122L112 120H110V119H113V118H111ZM97 117L99 119H97ZM105 117H107V119H105ZM129 117L130 118L133 117V118H131V120H130ZM138 117H139V120H138ZM4 118L7 119V120H4ZM20 118H21V120H20ZM135 118L137 120H135ZM83 119H85V120L83 121ZM104 119L107 120V123L108 124L106 123V121H104ZM132 119H134V120L132 121ZM96 120H97V122H96ZM6 121H7V124H6ZM42 121H43V123H40ZM90 121L92 122V125H91V122ZM94 121H95L96 124H94ZM102 121H104L105 125L107 124L106 125L107 128H108V126H111L112 124H113V126H111L110 128L107 129L106 126L104 125V123ZM116 121L117 122L119 121L118 124L116 123ZM129 121H132V122H129ZM98 122L100 124H98ZM173 122H174V124H173ZM37 124H39V125L36 126ZM45 124H46V126H45ZM118 126L122 127V129L120 127H118ZM169 126L171 127V129H169L170 128ZM55 127H56V129H55ZM97 127L99 128L98 130L96 129ZM160 127H161L162 130H164L161 133H160ZM162 127L163 128H166L167 127V129L165 130ZM100 128H103V129H100ZM118 128H119V130H118ZM157 128H158V132H156L157 131L156 130ZM176 128H179V129H182L183 130V131H181V135H183V136L179 135L180 133L177 134V132H175V130H177L178 132L180 131L179 129H176ZM104 129H106V130H109L110 129V130L105 132ZM112 129H114L115 131L112 130ZM7 130H10V131H7ZM13 130H14L15 133H13ZM99 130H101V131L99 132ZM116 130H118V131H122L123 130L122 133H125V134L122 135L121 132H118ZM32 131H33V133H32ZM42 131H44V133ZM165 131H167L166 132L167 135H166ZM114 132H116V134L117 133H120L119 135H121V136H118V139L120 141L117 139V135L113 134L114 135V138H116L115 140H117V141H114V138L112 137L113 135H111ZM101 133H104V134H101ZM105 133H108L111 136H109V135H107ZM173 133H175V136L173 135ZM2 134H1V136H3ZM32 134H33V139H30L29 140V138H32ZM176 134H177V136H176ZM77 135H78V138L75 140V138H76ZM102 135L107 136L108 138L107 137L104 138ZM163 135L166 138H169V140L167 141V139L161 138V137H164ZM171 135H172V137H171ZM42 136L43 137H46V139L43 138ZM47 137H49V138L47 139ZM120 137H121L122 140L120 139ZM177 137L179 138V140H178ZM34 138H36V139H34ZM109 138H110V141L109 140H106V139H109ZM111 138H113V139H111ZM170 138H171V141L173 139V142L174 143L169 142L170 141ZM11 139L13 141V142H11L12 147L15 146L14 147V150H12L13 148L10 146L11 145L10 144ZM38 140H39V142H38ZM51 140L54 143L50 142ZM103 140H104V143H103ZM161 140H164V141H161ZM82 142H85L86 144L84 145V143H82ZM107 142H109V144L111 143V145L113 144V142L114 143L119 142V144L116 143V144H118L117 147H116V144L115 145L113 144V146H115V148H116V152H115L116 155L113 154L114 153L113 151L115 149H111L113 147H109V149L107 150L108 147H106V146H110V145H108ZM163 142H165L167 144H165ZM21 143H22V145H21ZM96 143L97 144L99 143V144L97 145ZM13 144H14V146H13ZM53 144L56 147L55 149L52 148L53 147ZM55 144H57V145H55ZM88 144H89V146H88ZM120 144L121 145L125 144V145H123V147H122ZM96 145H97V147L99 146V148H97ZM48 146H49L50 150H49ZM58 146H59V148L61 150L58 148ZM85 146H86L87 149L85 148ZM79 148L81 149L80 151H83L82 153L80 151L76 150V149H79ZM25 149H26V152L24 151ZM31 149H33V150H31ZM35 149H37L36 152L35 153H32ZM68 149H70V150L68 151ZM2 151L0 152V154H2ZM72 151L74 153H72ZM85 151H86V153H85ZM94 151L96 153H98V156L96 155V153H94ZM107 151L109 153H107ZM66 152H67V154H66ZM79 152H80L81 155L79 154ZM118 152H119V154H118ZM30 153L33 154L32 157L29 156ZM90 154L92 155V157H90V158L87 157V159L89 160L90 163L88 162V164H86V161L87 160H86V158L84 156H87V155L90 156ZM94 155L97 156V157H99V158H97V159H99V160H97L98 162L95 160L96 157ZM24 156H25V158H24ZM208 156L206 157L205 165L202 167L201 170H199V172H197L195 174V177H197V178L194 177L192 179V182L195 184V186H194V190H193L194 191L193 192L194 195H193V197L190 200L185 201V202L182 201L183 199L181 198L180 187H179V185L178 186L176 185V184H178V182L176 183V181H175V183L172 184L171 192H170L169 196L167 197V200L166 201H164V198H162L163 197V194H160V196H157V198L160 201V203L162 202V204H163V202H164V204L166 205V209H168L170 212H174V211L180 210V211H182L181 212L182 214L183 213L186 214L187 212L190 213V210H191L190 207L192 208L191 212L192 211L194 212L193 213V216L191 214H189L188 216L185 215L184 218L181 217L182 218L181 220L183 221V224H178L177 223V225H176L177 234H178V238L177 239L179 240V242L181 244H183L186 248L190 249V251L194 253V255H195L194 258H195V260L197 261L198 264H204V263H206V264H210V263L211 264H214V263H216V259H217V263H218V261H221V263L219 262L220 264H223L224 263L223 261H225V260H226L225 261L226 263H224V264H227L228 260L229 261L231 260L232 262L231 261L230 262L231 263H234V264H238V262H239V264H255L256 263L254 261L255 259H253L254 257L252 256V254H253V252H252V250H253L252 249V245L253 244H251V243H253V241L251 239H254V237H253V234H251V230H249L251 228V225L250 224H252V223L249 224V222L252 220V218H253V220H255V217L253 216L252 218L250 217L251 219L249 218V216H251V213L249 212V206H250L249 204H251V203L249 202L250 201V199H249L250 198V195H249V193L247 194V192L249 191L248 187L249 188H251V187L250 186L247 187L245 184H247V183H249V182L252 181L253 184H255L254 186H260L261 185V183H260L261 180L257 176V172L258 171L256 170L253 173V176H251V178H250L251 181H250L249 178H247V175L245 174V172H246L245 168L246 167H245V164L243 162H242L243 163L242 164L240 161H237L236 159H233V157H230V156H228V157H226L225 159H222V160H219V159H216L215 160V157H213L211 155L212 158L215 160L212 163L211 161L213 159L211 160L209 158L210 156L209 157ZM76 158L79 159V160H77ZM6 159H9L10 161H6ZM21 159H22L23 162L20 163V164H18ZM70 159H69V161H70ZM227 159H228V161H227ZM231 160H232V162L234 161V163H232ZM72 161H74V162H72ZM216 161L218 162V164L219 163H222V165H223V162H224V165L228 164L227 162H229V165H226V167H224V166H221V164H220L219 165L220 167H219L218 170L221 171V168H222V171H223L224 168H226L224 170V172L221 171L220 174H218V172H219L218 171V172H213V174H212V171H210L209 168L211 167L212 164L217 165V162ZM10 163H12V164H10ZM26 163H28L29 165L26 164ZM69 163L70 162H68V164ZM80 163L81 164L84 163L83 164V167H82V165ZM99 163H100V165H99ZM231 164H233V165H231ZM237 165L240 166V169H239V166H237ZM241 165H243V166H241ZM15 166H17V167H15ZM167 166H168V163L165 162V161L160 162L159 164H157V167H160L161 168V171L163 173H165V176L167 177V179H172V174H171V172L169 170H167ZM217 166H216V168H218ZM91 167H93L94 169L96 168L95 171L97 172V175H96V172L94 171V169L92 170ZM213 167L215 169V166H213ZM213 167H211V168H213ZM243 167H245V168L242 169ZM2 168H3V170H2ZM14 168L18 169V171H20V174H19L18 171H16V170L14 171ZM20 168L22 170H20ZM63 168H61V169H63ZM232 168H233V170H232ZM26 169H28L29 171L33 169V171H31V173L36 170L35 171V174L34 173L33 174L34 175L37 174V175H36V177L34 175L33 176H34V179H36V178H38V179H36V182L34 183V185H31L33 183L28 184V185L26 184V183H29L28 180L32 176V174L28 170H26ZM207 169H209L210 172ZM214 169H213V171H214ZM237 169H239V170H237ZM59 170H60V167H59ZM83 170H84V172H82ZM240 170L242 172L245 171L243 173V174H245L243 178L246 179V180H248L247 183L246 182L243 183V184L241 183V182H243V178H242V175L243 174H242V172H240ZM1 171H3L4 173L2 172L3 173L2 174ZM12 171L14 173H11ZM65 171H66V173H65ZM79 171H77L78 173L76 171H73V172L71 171L72 174L75 173V174H73L74 178L79 175ZM215 171H217V169ZM25 172H27V173H25ZM24 173L26 174V176H28L27 174L30 173L31 176L29 175L30 176L29 178L28 177L25 178ZM201 173H203V176H201L202 175ZM215 173H217V174H215ZM10 174H12V177L14 175L15 176L17 175L18 177H21V178L18 179V177L15 178V176H14L13 177V180H12ZM72 174L70 172L67 173V175H69V177L71 175L70 178H73ZM229 174L232 175V177L229 178V179H233L232 181H234V182H232V183H229V182H231V180L229 181L228 178H225V177L230 176ZM233 174H235V175L237 174L238 175L237 178H239L240 182H239L238 179H235L237 175L235 176ZM22 175H23V178H22ZM84 175L83 176L82 175H79V178H80V176H81V179L84 178ZM90 175H91V177H90ZM199 175L201 176L200 179H199ZM204 175H206V176H204ZM215 175H217V176H215ZM37 176H39V177L41 176V177L39 178ZM202 177H204V178H202ZM208 177L210 179L213 178V177H214L213 179H215L217 177L218 178L221 177L220 179H222V178L228 179L229 182L226 181L228 183V186H226V188H224L225 189L224 192H222L223 189H212L211 190V188H210V182L208 183V185L206 184L209 181ZM256 177H258L257 179H259V180L255 179ZM87 178L88 177L86 176V179ZM26 179H27L28 182L26 181ZM77 179H78V177H77ZM23 180H24V182L25 181L26 182L24 183ZM197 180H198V182H197ZM204 180H205V183H204ZM21 181L23 182L22 183V187L21 186L18 187V184H19V182L21 184ZM202 181H203V184H202ZM255 181H257V182L254 183ZM258 181H260V182H258ZM38 183L39 182H37V184ZM25 185L28 188H30L29 186H33L31 188L32 190L30 191L32 195L30 194V192H27L25 190V189H28V188H25L26 187ZM2 186H4V188H2ZM173 186L174 187L176 186V188H174ZM240 186L241 187H246L247 188L246 189L247 191L245 192L244 191L245 190L244 188H242L244 190H242V189L240 190V188H241ZM5 187H6V191L3 192L5 190ZM18 188H20L22 190H23V188H25V189L23 191H21L22 193H20L19 192L20 189H18ZM237 189L239 190L240 193L238 192ZM33 190L36 191V192H34ZM218 190L219 191L222 190L220 192V194L222 193V195H218L217 194ZM261 190L264 191V188L262 189V186H261ZM17 191L19 193L20 199L18 197ZM228 191L230 193H228ZM24 193L25 194L28 193L27 196L29 198H26V195H24ZM215 194H216V196H215ZM230 194L232 195V197H233V195H234V197H236V199H237L236 200L237 201L236 203L234 201L235 198L234 197L232 198ZM245 194H246V196H245ZM23 195H24V199H22L23 198ZM217 195H218L219 198H223L222 199L223 202H222V200L220 201V199L217 197ZM34 196L36 197V200H35V197ZM172 196L174 197V200L175 201H178V203L173 202L174 201L173 198L172 199L170 198ZM211 196H212V198H210ZM247 196H248V198H246ZM195 197H197V198H195ZM215 197H217V199L219 200V201H217L219 203L218 205H220V206H222V205L224 206L225 205V209H222V208H224L223 206L222 207L218 206V207H220L219 209L216 208L217 207V203H216V198ZM228 197H230V198L228 199ZM193 198H194V200H193ZM161 199H162V201H161ZM33 200H35V201H33ZM224 200L225 201H227V200L229 201L230 200V202L231 201H234V203L232 202L233 203L232 204V203L228 202V204H226ZM244 200L246 201V203L249 202L247 204L248 206L246 205V203H244L245 202ZM195 201H196V203H195ZM238 201H240L241 203L238 202ZM242 201H244V202H242ZM190 202L193 203V205H194V203L195 204H197V203L200 204V205H197L199 207V211H200V209H203L202 211H204V209L207 208V205L209 204L208 205V208H207V212L206 213H203L201 211V212H199L200 214L197 213L198 212V210H197L198 207L193 206ZM210 202H213V203L210 204ZM185 203H186V206H187V203H188V206H190V207L189 208H185ZM180 204H182V205H180ZM234 204L237 207H238L239 204H240L241 207L242 206L243 207L242 208L240 207V209H239V208L233 206ZM0 205H1V203H0ZM210 205H212L213 207L210 206ZM226 205L227 206L229 205V207L232 205L231 207L233 209L234 208L237 209L239 211V214L241 212L240 216L245 214V215H247V219L250 220L248 222H247V219H245L243 221V218H245L246 216L245 217L243 216V218L240 217L239 223L241 222L240 223L241 225L240 224L239 225L240 226L244 225V227L243 226H242L243 228L239 227L240 230L237 233L238 234L236 236L237 239H234L236 237H233L232 239H228L229 236L228 237L225 236V235H227V233H229V231H227V230H229V226L226 225L227 222H226V220H224L226 218H223V216H225L226 212L227 211L229 212L230 211V208H231V207L228 208ZM65 206L63 208H61L62 209V212H64V213L67 212V209H66L67 207L65 208ZM192 206L194 207V209H193ZM202 206L205 207V208H203ZM244 206H246L247 208L244 207ZM20 208H19V211H20ZM95 208H96L95 205H91V207L89 208V211L91 210L89 212V214H96V212H98V211L95 210ZM209 208H212V211H211L212 214L210 213V209ZM213 208H215V209H213ZM243 208H245L246 209L245 212L246 211L247 212L244 213V210H243V214H242V211L241 210ZM195 209L197 210V212H196ZM216 209H217L218 212L221 211L223 213H221V212H220L221 214L218 213L216 211ZM31 210H32V208H31ZM31 210L27 209V207H26V211L21 208V211L23 212L21 214V217H23V216L25 217L27 215V213L30 211V216L29 217L32 218V219L34 218L33 220H36L37 217H32L31 216L32 213H33V211H35L36 209L34 208L32 211ZM208 210H209V214H208ZM222 210H226V212L225 211H222ZM79 211H80V214L81 215H83L84 213L86 214V209L83 208V206H81V205L79 206ZM205 211H206V209H205ZM214 211H215L216 214H218V215L220 214L219 216H221L222 214L223 215L218 218V216L213 213ZM103 215L106 216L105 213H103ZM197 215L198 216L200 215V217H198ZM86 216L88 217V214H86ZM208 216H211V217H208ZM215 216H217V218ZM186 217L189 220H187ZM213 217L216 218L217 220L214 219L213 222H211L210 220L213 219ZM222 219H223V221H222ZM73 221H75L78 224L79 229L76 232L72 233L71 236H72V238L74 237L73 240H75V242H76V238L75 237L77 235L75 233L80 234V236H79V238H77V240L78 241H83L84 240L83 236H85V235H83L84 231H83V228H82V225H81L82 224L81 223L82 220L76 215L73 218ZM89 221H90L89 217L86 218V223L87 224L84 223L85 226L90 224ZM208 221H210L211 223H209ZM216 221L217 222L220 221L218 223L219 225L217 224ZM104 222H105V220H103V223H101V226H98L99 228H98V233H97V237H96V239H97L96 242H98V238L100 240L101 239L102 240H106V242H105L106 245L103 243V241L101 242L100 240H99L98 243L93 242V244H96L98 246V248H99V246L102 248L103 245H105L102 249H100V248L99 249H100L101 252H104V253L106 252V254L105 255H102L101 253H97L98 254L97 255L95 251L94 252L90 251V254L92 255L91 256L89 254V252H88L89 250H92L93 249V248H90L89 249L90 244H92L90 242V244L85 245V247H83L84 245H82V247H80V253L82 251H83V254L86 253L85 256H83V254H80L81 261L84 260V262H85L87 256H89L88 257L89 259L91 257L94 258V256H97L99 258L100 264H103L105 262L104 260H109V258H110L109 256H111L113 254L111 256L112 259L109 260L110 262H107V264L108 263L116 264L114 258H116V261L118 262V264H125V263H127V264H133L131 260H132V258L134 256H132V255L134 253H136V248L134 246V239L132 238L133 236H130L129 235V239H130V237H131V239L129 240L127 238L126 239L127 240L126 242H129V241L132 240L131 241L132 242V245L129 244L130 242L128 243V245L134 247L135 249H133L134 250L133 251L132 250V247H131V249L129 247L128 252H127V250H125L127 248V247H125L127 244H125V243L121 244L120 243V245H119L118 242H117V241L120 240V237H119L118 233L117 234H113V231L112 230L111 231L110 230L108 231V227L106 225H104L105 224ZM244 222H246V223H244ZM251 222H253V221H251ZM254 223L255 222H253L252 225H254ZM41 224L42 223H39L38 224L39 226L37 225V227H33V225L31 223L21 224L20 226L17 225L16 227H12L13 230L11 231V235L13 234V236H10V235L8 236L7 233L10 234V232H5V231H8V230L5 229L6 227L5 226H2V224L0 223V232H1V234H0V264L1 263L2 264H12L13 261H14L13 264L14 263H17V264L25 263L26 264V262H23V261H26L25 258H27V264L28 263L29 264L30 263L31 264H34L35 262H34V258L33 257H35L36 255H41L42 254L40 252V250H38V251L36 250L38 247L41 248V249L43 247L44 250H41V251H44V253H46V254H51V253L53 254L54 253L52 257L54 258L56 264H71L70 263V260H69V258L71 257V253L70 252H68L69 253L68 254L67 252L66 253L65 252L64 253H61L59 250H58V252L56 250H52V247L50 246L49 239L45 237V233H44L45 232L44 231L45 230V226L43 225L44 226V228H43V226ZM222 225H224L225 227L227 226V227L226 228L225 227H222ZM247 225H249L250 227L247 226ZM22 226H23V228H22ZM27 226H29V227H27ZM40 226H42L41 229H40ZM201 226H203V228ZM246 226H247V228L249 227V229L246 228V230L244 232L243 229ZM30 227L32 228V230H34V228H37V229L39 228L38 230L35 229L36 230L35 232L36 233H39L40 235H38V234H35V235L36 236H39L40 239L42 238L40 240L41 242L40 241L38 242V239L39 238L36 240L35 235L32 234V233H30L31 232ZM190 227H192V228L190 229ZM219 227H221L222 229L219 228ZM25 228H26V230H25ZM181 228H184L186 231L184 229H181ZM204 228H206V229H204ZM213 228H215L214 231L212 230ZM223 228H225V229L223 230ZM3 229H4V231H3ZM179 229H181V230L179 231ZM20 230H22V231L20 232ZM27 230L29 232H27ZM2 231L6 233L7 237H4V234L2 233ZM37 231H42V233L41 232H37ZM103 231H105V232L103 233ZM180 232H182V233L180 234ZM214 232H215V234H213ZM216 232H217V234H216ZM219 232L221 233V235L218 234ZM222 232H223L224 235L222 234ZM15 233H17V234H15ZM25 233H27V235ZM202 233H205V234H202ZM21 234L23 235V237L25 235V237L22 238ZM81 234H82V237H81ZM240 234L242 235V238H244V239L241 238L242 240H244V241H242L243 243L239 242V241H241V239H240V236L241 235ZM247 234H249V237L250 236L253 237V238H250L251 241H249ZM182 235H183V238H182ZM215 235L216 236L217 235L218 236L220 235L219 237H216V238H220V239H216L215 238ZM115 236L119 240H117V238ZM205 236H206V238H205ZM221 236H223V237H221ZM101 237H104V238H101ZM224 237H227V238H224ZM246 237H247V239H246ZM16 238H20L21 240L23 239V240L28 241V242L21 241V245L23 246V249L24 250L26 249V252H24V250L21 251V261H16V257H13V256H16L13 253V250H12V247L15 245ZM33 238H35V240L38 243H40L39 244L40 246L38 245V243H37V245H35V241L33 240ZM72 238H71V240H69V243L72 242V245L69 244L68 250H70V248H72L74 246V244H73L74 241L72 240ZM109 238H111L112 240L109 239ZM204 238L206 239V241L207 240L208 241L207 242L204 241ZM238 238H239V240H238ZM29 239H30L31 242L29 241ZM107 239H108V241H107ZM215 239L218 240V242H216ZM225 239H226L227 243H226ZM233 239L237 241V242H235V244L240 245V246H237L236 249L239 250V248L240 249L243 248V251L241 249V251L239 252L240 255L238 253H235V250L236 249L234 250V253H232L233 251H231V249L229 250L230 246H233L232 245L233 242H234ZM213 240H215V241H213ZM222 241H225V243L227 244V246H229V247L226 246L227 247L226 248V251L228 253L231 251V253H232V254L231 253L229 254V257L227 255L228 253L226 251H223L224 253H221L222 256H219V254H217L218 252L214 249V246H219L220 242H222ZM229 241L230 242L233 241L231 245H230V242ZM4 242H6L5 243V247L6 248H4ZM32 242L34 243V245H31V244H33ZM26 243H28V245L32 246L31 247L32 248L31 251L29 250V247H28V245ZM100 243H101V245H100ZM116 243L118 244V246H117ZM93 244L91 246H95ZM124 244H125V246H124ZM200 244H202V245H200ZM250 244H251V246H250L251 248L249 247ZM111 245H112V248L113 249L107 248V246L108 247L109 246L111 247ZM45 246H47L46 249H45ZM194 246L196 248H193ZM244 246H248V247L245 248ZM96 247H94V249ZM47 248H49V249H47ZM160 248H161L160 251H162V254L160 252L159 257H161L163 259V261H166L168 255H169L168 247H165V245L162 244V246H160ZM165 248H167V249H165ZM82 249H84V250H82ZM114 249H115V251H113ZM197 249H199L200 251L197 252L198 251ZM6 250H7V252H6ZM34 250H36V251H34ZM96 250H98V249L96 248ZM121 250H122V252L120 253ZM9 251H12V253L10 252L11 255H12L11 257L14 258V259L12 258L11 261H9V259L11 257L10 258L8 257V255H10ZM28 251H30V253L31 252L33 253V254L31 253L32 254L31 255V258L32 259H29V254L28 255L26 254ZM47 251H49V253H47ZM100 251H97V252H100ZM129 251L132 252V253H130ZM236 252H238V251H236ZM6 253H9V254H6ZM123 253L124 254L127 253L126 254V257L124 255H122ZM197 253L198 254L200 253L199 254L200 256H198ZM203 253L204 254L207 253V255L208 254L209 255L208 256H204ZM93 254H95V255H93ZM100 254H101V258H103L104 260L99 257ZM129 254H131L130 255L131 257L129 256ZM216 254L218 256H216ZM224 254H226L227 256L224 255ZM121 255L124 257L122 260L119 259V257L120 258L122 257ZM230 255L231 256L233 255L235 258L237 257L236 260L233 257V259L235 260V262L232 260V258H230L231 257ZM241 255L244 256V257H242L243 259L240 258ZM82 256L85 257V258H83ZM107 256L109 257L108 259H106ZM202 256H203V258H202ZM204 257L206 258L205 260H204ZM212 257H214V258H212ZM218 257L220 259H218ZM222 257H224L225 259L222 258ZM251 257H253L252 258L253 259V263H252ZM6 258H7V260H6ZM102 260L104 261L103 263H101ZM128 260H129V263H128ZM262 260H263V262L261 261L260 263L263 264L264 263V259H262ZM67 261H68V263H67ZM88 262H91V260H89ZM230 262H228V264Z\"/></svg>", "mask_w": 264, "mask_h": 264}]
</instances>
